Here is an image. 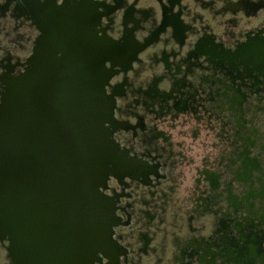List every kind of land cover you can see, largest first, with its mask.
I'll use <instances>...</instances> for the list:
<instances>
[{
	"label": "clouds",
	"instance_id": "obj_1",
	"mask_svg": "<svg viewBox=\"0 0 264 264\" xmlns=\"http://www.w3.org/2000/svg\"><path fill=\"white\" fill-rule=\"evenodd\" d=\"M92 2L101 14L94 26L98 37L120 41L132 29L143 45L127 68L105 60L112 71L104 84V94L113 99L112 119L130 126L105 120L104 127L121 151L155 168L147 181L108 172L98 185L115 201L113 215L119 219L110 225L111 239L124 249L118 264H239L238 253L228 255L225 237L245 245V233L252 232L264 248V72L255 68L259 59L247 65L253 69L248 75L239 60L238 68L221 67L206 52L191 53L205 36L235 52L250 35H264V0H251L260 5L252 13L229 7L240 0ZM18 3L0 0V104L8 66H14L12 77L26 73L43 35L33 16L16 13ZM55 4L61 7L65 0ZM130 7L134 19L126 21ZM166 9L186 25L183 41L174 25H164ZM143 10L150 14L145 17ZM161 26L158 38L151 39ZM120 84L123 93H114ZM154 84L161 94L170 93L167 99L148 94ZM240 93L244 98L236 102ZM177 99L187 100L188 107L178 109ZM244 153L259 166L246 169ZM11 244L10 234L0 237V264H15ZM92 264H112V257L97 250ZM249 264H264V251L251 255Z\"/></svg>",
	"mask_w": 264,
	"mask_h": 264
},
{
	"label": "water",
	"instance_id": "obj_2",
	"mask_svg": "<svg viewBox=\"0 0 264 264\" xmlns=\"http://www.w3.org/2000/svg\"><path fill=\"white\" fill-rule=\"evenodd\" d=\"M32 1L41 4L20 0L18 14L27 13ZM153 2L144 0L145 5ZM229 7L252 13L260 5L240 0ZM149 14L143 10L145 17ZM35 22L43 35L30 67L6 82L0 104V237L11 235L15 264H92L97 250L108 255L115 244L110 225L118 222L115 201L98 191V185L108 172H122L125 162L104 127L105 120L120 127L112 119L113 99L104 94L112 74L105 60L121 64V48H127L130 39L137 44L131 45L133 55L143 45L133 30L114 41L89 35L82 20L55 16ZM167 24L175 26V36L182 41L186 25L166 9ZM251 37L238 51L227 53V62L244 54ZM61 49L64 55L57 56ZM256 241L258 251L237 257L239 264H249L251 255L264 251L261 237Z\"/></svg>",
	"mask_w": 264,
	"mask_h": 264
},
{
	"label": "flooded vegetation",
	"instance_id": "obj_3",
	"mask_svg": "<svg viewBox=\"0 0 264 264\" xmlns=\"http://www.w3.org/2000/svg\"><path fill=\"white\" fill-rule=\"evenodd\" d=\"M53 1V0H52ZM52 1H48L44 4H39L37 1H32L31 5L26 9L27 13L30 14L35 18V20L40 19H49L51 17L58 16L59 19H64L66 21H86L87 22V33L89 35H95L94 26L99 21V16L101 15L97 11V5H95L92 0H65V4L61 7H58L53 4ZM55 2V1H53ZM119 6V5H118ZM7 6H5L6 8ZM107 11H111L112 9L110 7H107ZM133 8H129L128 12L126 14V21L134 19L133 16ZM16 13L18 14V10H16ZM54 13V14H53ZM53 14V15H52ZM137 25L139 24L138 21L136 22ZM132 29H128L125 33V35H130ZM251 37V35H250ZM158 38V35L152 34L151 39ZM180 39H184V36H180ZM254 38V39H253ZM251 37L252 45H250L249 48H246L241 54L237 55V58L234 63L227 62V53H230L231 50H226L222 46L216 44L212 37L205 36L202 38L199 43L197 50L191 55H197L201 52H206L209 54L210 59L217 62L218 66H224L225 64L231 65V68H238L237 61L239 60L241 63H244L246 66V73L248 75L252 74L253 69L248 68L247 65L252 62L255 59H259L262 63H264V35L257 34L255 37ZM243 44V43H242ZM242 44L239 45L242 46ZM131 45H137L135 42L132 41V39L128 40L127 48L125 49L121 48V52L119 55V59L121 58V64L124 65L125 68H127L130 63L129 60H132L135 58V55H133V48H131ZM239 47L237 51L239 50ZM242 51V50H241ZM240 51V52H241ZM167 59V56H165V60ZM242 60H245L242 61ZM14 66L9 65L8 66V72L4 74L2 79H4L5 84L7 81H9L11 78H13L10 73ZM255 68L259 72H264V66L259 63L255 65ZM245 73H240L241 76H243ZM178 83H182V81H179ZM123 85H117L114 89V93H123ZM149 95H163L164 99H167L170 93L167 94H161L155 87V84L152 86V88L148 91ZM244 98L243 93H240L237 97L234 98L236 102L242 101ZM176 107L178 109H186L188 107L187 100L184 99H177L176 101ZM120 127H129L130 125L127 122H119ZM141 126L143 125L142 120L140 121ZM124 154V167L122 172L118 173L121 178L123 175L130 174L134 177H141L143 176L145 180L148 179V174L150 172L155 171V168L151 165H149L147 162L134 158L129 157L127 151H122ZM245 155V167L247 168H254L258 167V162L254 159H248L246 153L242 154ZM210 179L212 180L213 184H216L217 178L214 174H209ZM233 200L235 201V197H233ZM119 218H117L118 221ZM241 227V231H243V226ZM221 228L225 232L228 231V224L224 221L221 222ZM259 236L255 235L252 232H247L244 235V239L246 241L245 245H240L238 241L235 239H228L227 237L224 238L226 242L227 252L228 255L231 256L233 252L238 253L237 257H245L250 254H252L254 251H258V244H256L257 238ZM201 246V245H199ZM124 251L123 248H121L116 242L113 246L109 248L108 255L112 257V264H118V256L119 254ZM204 257H202L203 259ZM214 264V263H213Z\"/></svg>",
	"mask_w": 264,
	"mask_h": 264
}]
</instances>
